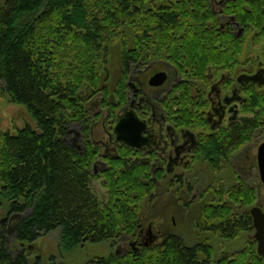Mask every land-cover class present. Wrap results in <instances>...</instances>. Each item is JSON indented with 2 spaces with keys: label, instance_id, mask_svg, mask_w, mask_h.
<instances>
[{
  "label": "trees",
  "instance_id": "16d2710c",
  "mask_svg": "<svg viewBox=\"0 0 264 264\" xmlns=\"http://www.w3.org/2000/svg\"><path fill=\"white\" fill-rule=\"evenodd\" d=\"M184 1L0 0V96L23 105L35 122V128L25 125L13 135L0 134V203L26 209L10 246L0 237V264H42L38 255L30 258L26 248L18 250L12 242L31 244L53 230L60 255L133 230V207L146 194L140 182L146 176L131 168L109 174L102 203L86 172V146L69 147L62 136L71 122L86 120V94H111L103 81L113 48L123 53L125 74L131 55H156L179 67L184 19L193 22L190 8L196 7V0ZM240 190L242 196L246 187ZM254 199L248 185V206ZM221 214L227 216L228 210ZM224 226L234 236L246 226L251 231L249 212H235ZM233 259L264 264L249 245L248 263L243 251L215 262L204 245L188 249L177 238L167 248L107 253L89 264H232Z\"/></svg>",
  "mask_w": 264,
  "mask_h": 264
},
{
  "label": "flooded vegetation",
  "instance_id": "af4514ba",
  "mask_svg": "<svg viewBox=\"0 0 264 264\" xmlns=\"http://www.w3.org/2000/svg\"><path fill=\"white\" fill-rule=\"evenodd\" d=\"M195 4L190 8L194 21L184 19L179 67L156 55H131V69L125 74L121 51L114 91L108 85L115 99L111 94H86V141L73 130L62 141L79 150L86 146V172L91 178L100 177L102 185L109 174L130 168L146 176L140 180L146 194L133 207V230L108 242L107 253L140 254L167 248L177 238L188 249L204 245L215 262L243 251L248 263V226L239 231L247 238L240 251L225 248V241L239 234L223 230L226 219L240 210L235 199L244 200L248 185L256 194L258 187L264 191L257 161V147L264 142V0H196ZM189 28L193 33H186ZM121 120L130 122L120 134L129 135L134 146L116 139L114 126ZM249 143L257 144L254 156L248 154ZM249 158L255 160L256 187L245 180ZM242 187L246 192L241 196ZM253 206L264 211V201L263 208ZM158 207L166 208L164 217L171 227L154 216ZM225 209L227 216L218 215ZM25 214L26 209L10 210L0 203V237L6 246ZM176 217L191 221L196 241L188 243L174 230ZM251 226L256 252L252 220ZM12 246L30 248L26 243ZM98 256L86 254L84 264Z\"/></svg>",
  "mask_w": 264,
  "mask_h": 264
},
{
  "label": "rangeland",
  "instance_id": "374dc122",
  "mask_svg": "<svg viewBox=\"0 0 264 264\" xmlns=\"http://www.w3.org/2000/svg\"><path fill=\"white\" fill-rule=\"evenodd\" d=\"M118 52L119 51L117 47L112 49V53L110 54L109 62L107 65L108 80L106 81L107 79L106 77L103 81V84L107 88H109L108 87L109 85L110 88L113 89V91L115 89V81H116L117 72L119 69ZM113 94L114 92L111 93L110 95V97L112 98L111 100L115 99V96ZM102 113L104 114V110ZM25 125H29L31 128H35V122L31 118V116L28 114L26 108L21 104H13L9 102L7 99H5L4 97L0 96V134H2V132H8V133L14 134L17 129L22 128ZM68 129L78 132L80 135H82L83 139H85L86 141V120H83L82 122H71L70 125L68 126ZM70 135L74 136L72 132ZM256 145L257 144L255 145L250 144V143L248 144L249 156H251V154L254 156ZM248 167H249L248 174L246 175L245 180L248 183H251L253 186H255V184H257L256 180L259 182V179H258L254 159H251V158L248 159ZM90 186L93 192L95 193V195L102 202H105L107 189L105 186L101 184V178L100 177L91 178ZM254 193H255V190H254ZM235 200H236L235 201L236 204L237 203L240 204V207H239L240 210H246L247 208L249 210V208L253 205H260L261 208H263L264 191L260 187H258L257 194L255 193V199L250 206H248V194L246 197H244L243 201H240L238 199H235ZM157 209H158L157 212L155 209L156 213L154 214V216L164 219V225L166 227L167 226L171 227L170 219L168 217H164V214L167 215L166 208L158 207ZM218 215H221V213L218 212ZM175 221H176V225L174 226V230L176 232H179L186 242L191 243L192 241H196L197 239V234L195 233L196 230L191 228L190 220L176 217ZM238 234L239 235L236 236L235 239H232L231 242L225 241V248L227 247L229 251H232V250L240 251L244 248V245H245L244 243L247 242L245 233L239 232ZM208 235L209 234H207V236ZM198 236L202 238L201 234ZM57 238H58V233L56 230H53V231H50V232H47L41 235L38 238V240H36V242L27 244L28 246H30V248L27 249V253L29 254V257L34 258L35 256L38 255L42 260V264H50V263L81 264L83 260L86 259V254L105 255L107 254L109 250L108 242H104V243H98V244H93V245L87 244L82 249L74 250L69 253H65L64 255H60L58 252V248H57L58 247ZM248 240H250V242H248V245L252 246L255 249V241L252 239L251 231L248 232ZM214 241H213V244H215ZM208 242L210 243L211 241L208 240ZM217 242L219 241L217 240ZM232 264H237L236 260H234Z\"/></svg>",
  "mask_w": 264,
  "mask_h": 264
},
{
  "label": "water",
  "instance_id": "95a60500",
  "mask_svg": "<svg viewBox=\"0 0 264 264\" xmlns=\"http://www.w3.org/2000/svg\"><path fill=\"white\" fill-rule=\"evenodd\" d=\"M129 124L130 122H127V120L118 121L114 126V133L116 134L117 140H122L129 146H134V143L129 140V135L127 137H122L120 134L121 129L123 128L126 130V125L129 126ZM257 161L259 178L264 183V142L257 147ZM249 214L254 227L253 237L256 240V252L264 257V211H261L258 206H253L250 208Z\"/></svg>",
  "mask_w": 264,
  "mask_h": 264
}]
</instances>
